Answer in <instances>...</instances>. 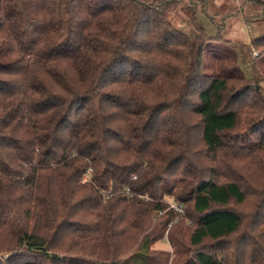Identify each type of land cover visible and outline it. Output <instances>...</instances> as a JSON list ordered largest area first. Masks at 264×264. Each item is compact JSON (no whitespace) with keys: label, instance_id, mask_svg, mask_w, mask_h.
<instances>
[{"label":"trees","instance_id":"1","mask_svg":"<svg viewBox=\"0 0 264 264\" xmlns=\"http://www.w3.org/2000/svg\"><path fill=\"white\" fill-rule=\"evenodd\" d=\"M200 5L0 0V264H264V35L209 70Z\"/></svg>","mask_w":264,"mask_h":264},{"label":"rangeland","instance_id":"2","mask_svg":"<svg viewBox=\"0 0 264 264\" xmlns=\"http://www.w3.org/2000/svg\"><path fill=\"white\" fill-rule=\"evenodd\" d=\"M210 8H204L203 13L201 11L202 6H199L196 21L201 26L205 33L211 37L215 36L219 31L218 25H224L221 27V36L225 41H211L209 44V52L205 55L206 67L211 70L213 62L216 63L215 56H212L214 50L212 47L217 48L220 52L228 50L230 46L235 48V52L238 55L239 69L247 76H257V67L253 64L259 63L262 59L254 58L253 50L251 48L250 41L257 37L264 35V22H257L253 20H247L251 12H248L247 8L244 7L243 11L237 9L240 5L243 7L242 2H248L249 0H206ZM237 9V10H236ZM217 11L219 13L214 14ZM226 13V15H224ZM257 13V11H256ZM209 16V18L207 17ZM213 18L214 22L211 21ZM190 18L182 14L181 9L177 8L173 15V22L175 26L182 32L192 36L194 35V29L192 25H189ZM214 24H213V23ZM257 53V51L255 52ZM214 55V54H213ZM152 249L156 251H170V248L166 240L156 243L152 246Z\"/></svg>","mask_w":264,"mask_h":264},{"label":"built area","instance_id":"3","mask_svg":"<svg viewBox=\"0 0 264 264\" xmlns=\"http://www.w3.org/2000/svg\"><path fill=\"white\" fill-rule=\"evenodd\" d=\"M252 53H253L254 58H256L257 53H255L254 51ZM169 210H172L174 213H176L177 217H179L183 214L182 206L179 204L171 203L169 205Z\"/></svg>","mask_w":264,"mask_h":264}]
</instances>
